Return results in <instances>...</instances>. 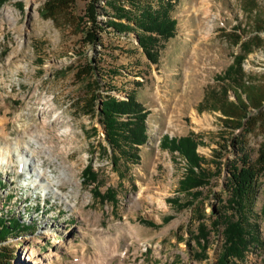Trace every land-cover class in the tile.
Here are the masks:
<instances>
[{
  "label": "rangeland",
  "instance_id": "374dc122",
  "mask_svg": "<svg viewBox=\"0 0 264 264\" xmlns=\"http://www.w3.org/2000/svg\"><path fill=\"white\" fill-rule=\"evenodd\" d=\"M48 1L0 0V154L8 157L0 167V213L31 227L1 240L0 249L14 256L10 264H99L105 254L113 258L111 264H216L219 232L208 228L203 254L192 233L201 216L209 227L208 214L222 208L228 196L224 163L236 156L230 140L243 144L254 168L264 150V0H211L218 17L208 41L191 32L195 19L184 12L190 0H176L168 11L175 19L174 34L159 41L155 63L146 59L132 31L117 33L106 26L99 44H83L81 17L88 0H62L51 10ZM115 1L128 8L126 1L134 0ZM135 1L153 8L160 3ZM100 6L96 17L105 21L112 10L104 0ZM203 41L208 53L200 50ZM196 45L199 63L191 60L186 72L185 61ZM237 60V83L218 77ZM90 64L99 72L94 76L99 93L118 100L132 94L147 110V139L137 147L136 163L110 148L96 110L86 111L95 87L89 76L75 74ZM224 99L246 106L242 138L235 124L223 127ZM97 103L91 101L94 107ZM188 133L198 141L196 151L212 176L197 198L179 209L167 200L189 199L177 191L184 160L158 142L164 134ZM14 146H25L35 159L21 160ZM26 163L29 170L39 164L50 174L57 193L30 185L34 175L29 176ZM88 163L98 174L100 191L115 192L113 206L97 202L91 185H82L81 169ZM252 190L260 244L236 264H264V172ZM128 244L125 257H115Z\"/></svg>",
  "mask_w": 264,
  "mask_h": 264
},
{
  "label": "trees",
  "instance_id": "16d2710c",
  "mask_svg": "<svg viewBox=\"0 0 264 264\" xmlns=\"http://www.w3.org/2000/svg\"><path fill=\"white\" fill-rule=\"evenodd\" d=\"M100 1L88 0L81 17L82 36L80 41L83 44H99L100 34L106 26L111 27L112 31L117 33L132 31L146 59L155 63L158 50L161 48L159 41L167 40L174 34L175 19L170 17L168 11L176 0H159L160 3L157 4L156 8H153L150 3L140 4L135 0L126 1L128 8L122 5L123 1L104 0V3H108L112 10V15L105 21L98 20L96 17L97 8L101 9ZM61 3H63L62 0H50L46 3L47 9L51 10L55 7L54 5H62ZM106 15L109 14L106 12ZM239 64L238 60L232 62L223 71V75L218 77L226 78L232 84L237 83L240 79ZM98 73L96 66L90 64L85 65L75 74L76 78L83 74L89 76L93 87H95L93 92L91 91L90 102L86 111L92 114L96 110L103 126L105 140L110 148L114 152L129 155L131 162L136 163L138 160L137 147L144 144L147 139L145 125L147 110L135 100L132 94H127L125 99L118 100L108 93H99L97 89L98 80L94 77ZM233 94L236 95V92L233 91ZM97 100L98 105L95 104L94 107L91 101L97 102ZM220 103L223 107V109L220 108V113L223 116L221 120L223 127L226 128L229 124H235L233 128H241V132L237 136L242 138L245 131L241 119L246 117V106L242 104L243 101L224 99ZM158 145L171 153L175 152L184 160L185 164L183 175L178 180L177 191L184 193L189 199L185 202H179L176 197H172L168 198L167 201L179 209L189 206L199 195V189L205 186L212 176L211 171L205 168L202 156L196 151L198 141L193 133L177 137L164 134L161 136ZM229 146L236 149V156L224 163L227 172L224 188L228 196L223 200L222 208H214L215 211L208 214L210 217L209 227L203 222L204 217L201 216L198 218L199 221L194 226L192 233V239L198 253L203 254L209 234L208 228L219 232L221 244L216 257V264L241 262L246 253L259 247L260 244L259 223L253 210L254 190L252 189L256 176L264 172V150L259 152L258 167L254 168L249 164L243 144H240L239 140L232 141L231 139ZM218 158L219 156L216 159ZM218 163L216 160L215 165ZM80 175L82 185H91L90 194L97 202H108L111 206L115 204V192L111 188L100 191L98 174L89 163L84 165ZM166 219L168 217L162 218V221ZM142 222L151 226L155 225L152 221L142 220ZM29 229H31L29 224L19 218L0 213V241L12 233ZM13 258L11 252L6 254L0 249V264H10L9 260Z\"/></svg>",
  "mask_w": 264,
  "mask_h": 264
},
{
  "label": "bare ground",
  "instance_id": "6f19581e",
  "mask_svg": "<svg viewBox=\"0 0 264 264\" xmlns=\"http://www.w3.org/2000/svg\"><path fill=\"white\" fill-rule=\"evenodd\" d=\"M210 1L211 0H190V3L188 4L187 8L184 10V12L189 13V15H191L195 19V26L194 27L192 26L193 29L191 30L192 34L194 32H197V35L200 36L199 38H202V40H204V41H208V39L211 37L212 32H213V30H212L213 29V21H214L213 19L218 17V15L212 13V8H211L212 5H211ZM204 41H203V44H202V48H200V50H202L203 53L204 52L208 53L210 51V48H209V45L207 43H205ZM192 45H194V44H192ZM198 46L197 45L194 46L193 47V51L191 53L189 52V54L187 56V59H186L185 64H184V67L186 68V72L191 70L190 69V67L192 65L191 62H190L191 60H192V63H195V62L197 63V61H198V59L196 61V57L200 53L199 52L197 54V50L199 48ZM195 66H196V64H195ZM187 77L188 76L185 74V78L184 79H186ZM12 149H13L14 155L16 154V156H19L21 160L35 159V157L33 155V152L29 151L25 146H14ZM5 157H7V156H5L3 154H0V167L5 165L8 162V160H5ZM25 165H26V168H25L26 171L29 170V167H28L27 163ZM38 165L39 164H37V167H32V170L31 169L29 170V176L32 177V175H34L33 176L34 177L33 184H30V185H32L34 188L35 187L40 188L45 193L48 192V191H52L54 193H57L55 191V189L53 188V185H51L53 183L51 181V175L50 174H46V172L43 171L41 168H39ZM27 167H28V169H27ZM25 177H27V176H25ZM43 179H45L46 181H44ZM24 181H26L25 178H24ZM26 186H29V185L26 184ZM113 243H114V246H113L114 250L118 251L119 250V245H120L119 241L117 239H115L113 241ZM129 245L130 244H128L126 246V249L123 252L119 253L118 255H115V257H117L118 259H121V258L125 257V254L129 250ZM113 247L111 246V248H113ZM107 251H109V250H107ZM103 252H104L103 254L106 253L105 251H103ZM105 255H102L100 257L99 262L101 264H111L113 258L112 257L111 258L108 257L109 258L108 259Z\"/></svg>",
  "mask_w": 264,
  "mask_h": 264
}]
</instances>
